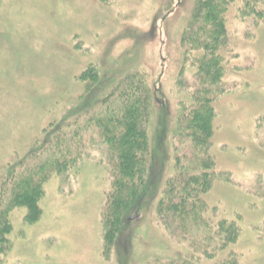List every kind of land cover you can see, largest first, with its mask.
Masks as SVG:
<instances>
[{"label": "rangeland", "instance_id": "374dc122", "mask_svg": "<svg viewBox=\"0 0 264 264\" xmlns=\"http://www.w3.org/2000/svg\"><path fill=\"white\" fill-rule=\"evenodd\" d=\"M198 1L0 0V181L62 124L75 132L74 143L80 139L75 166L43 184L38 220L24 221L22 207L10 213L0 264H221L227 256L264 264V0L229 5L212 104L209 223L234 221L239 235L219 252L201 235H170L157 220L174 173L176 120L196 86L191 61L199 53L181 40ZM130 77L149 96L150 163L139 199L107 247L101 215L109 164L89 120L107 112L105 99Z\"/></svg>", "mask_w": 264, "mask_h": 264}, {"label": "trees", "instance_id": "16d2710c", "mask_svg": "<svg viewBox=\"0 0 264 264\" xmlns=\"http://www.w3.org/2000/svg\"><path fill=\"white\" fill-rule=\"evenodd\" d=\"M233 1H198L183 33L181 42L187 47L186 51H190L189 48L199 53L191 61L195 67L196 86L192 89L186 111L176 120L178 144L174 147V173L165 182L156 208L158 222L170 235L182 240L201 235L207 244L213 242L212 246L219 252L234 244L239 235L234 221L222 219L211 226L205 203L215 177L208 150L214 113L212 104L223 77L224 15ZM147 93L140 78L130 77L105 99L107 112L98 113L89 120L104 146L109 164L111 188L105 195L101 215L107 247L113 244L125 214L131 211L144 189L150 163L146 134L149 120ZM111 97L115 99L113 102H110ZM67 127V124L59 126L42 151L29 155L12 171L7 182L0 181V255L9 247L7 235L11 231L9 215L12 210L22 207L26 211L24 221H37L43 184L53 172L61 173L75 166L80 139L74 143L76 134L71 131L66 134ZM68 134L70 140H67ZM42 154H46L45 159ZM21 169L20 174L17 171ZM221 260V264H237L235 257L227 256ZM153 264L180 263L166 260Z\"/></svg>", "mask_w": 264, "mask_h": 264}]
</instances>
